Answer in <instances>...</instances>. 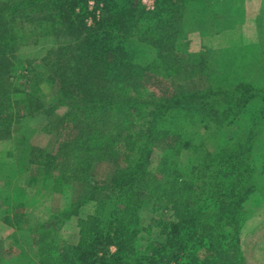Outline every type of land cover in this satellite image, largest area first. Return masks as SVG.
Masks as SVG:
<instances>
[{
  "label": "trees",
  "instance_id": "1",
  "mask_svg": "<svg viewBox=\"0 0 264 264\" xmlns=\"http://www.w3.org/2000/svg\"><path fill=\"white\" fill-rule=\"evenodd\" d=\"M142 1L0 0V139L25 115L50 116L66 106L62 121L72 138L55 154L40 150L34 158L48 172L65 170L51 173L56 182L73 177L89 189V198L64 210L59 221L35 229L38 251L22 264H230L231 253L234 264L245 263L246 201H252L256 172L264 174V165L259 172L247 161L259 125L248 131V145L223 138L211 150L207 141L261 92L242 84L172 89L169 77L184 68L176 53L184 17L202 16L198 8L211 7V0H154L151 10ZM49 38L53 46L23 65L19 49ZM34 62L44 68L35 70ZM40 79L57 89L49 105L39 95ZM152 86L158 92L141 93ZM212 123L214 132L189 133ZM157 143L164 149L153 172ZM185 151L191 154L187 172L180 159ZM101 161L113 167L109 179H95L93 167ZM145 196L173 211L168 221L156 220L163 240L141 238ZM88 200L96 206L79 220V241L59 238L58 226Z\"/></svg>",
  "mask_w": 264,
  "mask_h": 264
},
{
  "label": "rangeland",
  "instance_id": "2",
  "mask_svg": "<svg viewBox=\"0 0 264 264\" xmlns=\"http://www.w3.org/2000/svg\"><path fill=\"white\" fill-rule=\"evenodd\" d=\"M211 1V7L198 8L202 16L189 14L184 17L185 31L176 50L179 57L185 59L184 68L169 77V85L180 93L202 91L212 85L230 90L237 84L260 91L255 99L247 103L243 113L232 118V125L218 133V137H214V134L207 142L211 150H215L223 138L229 142L230 139L234 142L236 139L244 140L247 144L248 131L258 124L255 141L250 143L252 147L248 144L246 147H249L248 163L261 172L264 165V0ZM142 3L148 10L155 6L154 0H143ZM47 41L49 43L43 41L37 46L21 47L18 54L22 57L23 65L28 66V58L40 57L53 46L50 38ZM201 57L205 58V63L200 61ZM36 64L34 62L31 67H35V70L44 68L40 63L39 67ZM39 81L41 100L45 105L53 103L56 87L41 79ZM23 82L30 83V80ZM141 90L144 94L157 91L154 86ZM66 111L67 107L61 106L50 116L45 113L27 114L19 123H14L11 135L0 139V264H22L30 255L33 259L38 251L34 241L35 229L41 223L59 221L64 210L89 198V189L82 181L68 177L58 183L51 173L55 171L61 175L65 170L56 168L48 172L40 160L34 158L33 153L40 150L55 154L64 140L72 138L71 128L62 121ZM210 126L193 127L189 133L198 130L199 134L207 135L214 132L213 123ZM163 149L164 146L159 143L154 147L150 162L153 172ZM190 156L185 151L179 157L185 172ZM112 169L104 161L96 162L93 167L95 179L97 175L109 179ZM253 180L255 189L252 201H246L248 207L243 216L241 245L244 264H264V174L256 172ZM96 197H101V193ZM148 198L145 196L140 211L143 226L141 238L145 243L163 240L156 220L168 221L173 215L169 207L155 205ZM95 206V200H88L76 215L58 226L60 228L55 234L76 244L80 237L79 220L92 214ZM149 225H152L150 232L147 230ZM229 259L232 261L230 264H234V253Z\"/></svg>",
  "mask_w": 264,
  "mask_h": 264
}]
</instances>
